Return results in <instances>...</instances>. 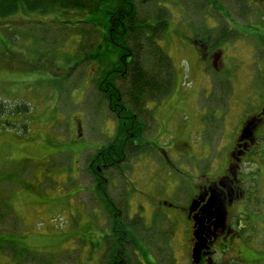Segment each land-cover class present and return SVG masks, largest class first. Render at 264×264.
Returning a JSON list of instances; mask_svg holds the SVG:
<instances>
[{"label": "rangeland", "instance_id": "rangeland-1", "mask_svg": "<svg viewBox=\"0 0 264 264\" xmlns=\"http://www.w3.org/2000/svg\"><path fill=\"white\" fill-rule=\"evenodd\" d=\"M201 2L160 1L170 20L157 43L171 60L174 90L159 105L144 104L153 119L144 111L136 152L105 166L104 193L96 187L94 159L116 145L118 123L98 84L118 54L96 49L103 14L88 23V17L22 13L0 19V48L8 42L57 73L12 76L21 80L0 86V264H106L115 237L122 245L117 264H190L192 225L183 208L202 182L226 172L244 123L264 98V44L252 38L262 35V25L253 2L218 0L226 14ZM156 3L136 0V7L149 15ZM222 27L227 41L220 45ZM195 30L210 51L223 52L219 70L199 59ZM97 54L108 66L89 61ZM256 138L240 169L248 190L240 224L248 264H264V124ZM108 198L115 207L108 208ZM114 217L124 224L120 233Z\"/></svg>", "mask_w": 264, "mask_h": 264}, {"label": "trees", "instance_id": "trees-1", "mask_svg": "<svg viewBox=\"0 0 264 264\" xmlns=\"http://www.w3.org/2000/svg\"><path fill=\"white\" fill-rule=\"evenodd\" d=\"M152 1L153 5L157 2V7L156 9L153 8L147 15L143 9L138 11L136 0H0V19H7L22 13L50 15L60 19L88 17L84 18L86 19L85 23H88L90 16L103 14V18L100 20L104 26L103 43L99 44L96 49L103 51L106 48L111 55L110 57L118 54V62H111V69L104 71L98 88L109 101V108L116 116L118 133L115 140L116 145L107 150H101L100 156L94 159L100 168L93 174L99 192L103 191L104 193L103 184L105 183L102 172L105 166L115 167L117 164L119 165L118 157H123L126 151L131 152L134 148L137 149L135 146L132 147V144L143 138L146 124H144L141 114L144 111L149 112L144 104L153 102L159 105L168 99L174 90L175 72L171 60L157 43V40L165 35L168 28L170 20H168V13L166 12L168 10L161 6V0ZM203 6L214 7L222 14L225 13L219 6L218 0H202L200 8ZM57 20L60 21L61 25L67 23L64 20ZM77 23H81V21ZM221 30L224 31H221L217 36H220V45L227 41L226 37L222 38L227 33L226 28L222 27ZM258 32L262 35H256L252 38L255 43L262 46L264 25L259 28ZM146 53V58L142 59ZM99 56V54L93 58L90 56L89 61L95 62L101 69L108 66V62L107 65H102ZM42 70L43 73L57 75L52 70L45 68ZM116 80H123V83L117 86ZM123 99L128 102L127 106L122 102ZM151 118L153 119L152 114ZM237 143L238 141H236ZM236 147L231 152L230 160L234 159ZM118 151H121V155L118 154ZM113 152L117 155L113 156ZM135 152L132 151L131 153L134 154ZM125 160L126 158H123V163L126 162ZM93 170L94 168H90V171ZM105 203L108 204L109 209L115 207L110 198ZM109 215L113 216L114 214L110 211ZM119 225L122 227L123 222L114 217L113 230L115 233H120L117 231ZM113 239L114 242L107 248V252H110L112 257L106 264H113L120 255L117 247L122 246L121 240L117 237ZM0 247L4 248L3 246Z\"/></svg>", "mask_w": 264, "mask_h": 264}, {"label": "flooded vegetation", "instance_id": "flooded-vegetation-1", "mask_svg": "<svg viewBox=\"0 0 264 264\" xmlns=\"http://www.w3.org/2000/svg\"><path fill=\"white\" fill-rule=\"evenodd\" d=\"M251 1L253 4L248 0V5L250 3V5L257 6V8H254V6L249 5L250 8L255 9L256 21L264 25V0ZM261 15L262 17H260ZM214 25L216 28H219L215 23ZM215 29H213V31H215ZM191 42L201 62L208 68L219 70L222 64L223 52L219 50L210 51V43L203 39H199L196 33L191 36ZM262 43L264 44V40ZM42 69L43 63L40 59H28L23 54H19L13 49H10V44L8 42L0 48V86L7 85L8 82L13 83L16 79L12 78V76L25 78L37 77L44 72ZM0 104L2 105L3 103ZM1 108L4 109L5 106ZM0 116L4 115L1 113ZM263 124L264 98L259 113L244 123L242 131H240L237 139L238 145L236 147V154L234 159L229 161L226 172L219 178L208 179L202 182V184L197 187L188 205L183 208V211L186 213L192 225L190 264H193L192 250L196 243L193 236L194 219H201L203 217H207V219L203 221L206 248L201 251L199 264H248V259H252V257L248 256L245 252L246 238L242 233L244 229L240 225L248 215L247 182L240 172V169L242 164L247 161L245 158L247 154H251L252 146L254 143H257L258 139L256 138V133ZM213 198L215 199V207L208 217L205 214V207ZM223 255L227 256L228 259H226V261L223 259ZM164 259L165 257L161 259V262H163ZM255 261H257V259H255ZM252 262L253 260H251V263ZM113 264H117V262Z\"/></svg>", "mask_w": 264, "mask_h": 264}, {"label": "water", "instance_id": "water-1", "mask_svg": "<svg viewBox=\"0 0 264 264\" xmlns=\"http://www.w3.org/2000/svg\"><path fill=\"white\" fill-rule=\"evenodd\" d=\"M214 207H215V199L213 198L210 202H208V204L205 207L206 216L209 217L211 215V212H212ZM205 219H207V217H205V218L203 217L201 219H194L195 225H194L193 236H194L196 243H195V246L192 250L193 264H199L201 251H203L206 248V246H205L206 239L204 237L205 228H204V224H203V221Z\"/></svg>", "mask_w": 264, "mask_h": 264}]
</instances>
